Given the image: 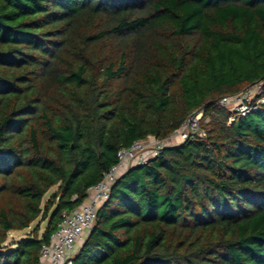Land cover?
I'll use <instances>...</instances> for the list:
<instances>
[{
	"label": "trees",
	"instance_id": "16d2710c",
	"mask_svg": "<svg viewBox=\"0 0 264 264\" xmlns=\"http://www.w3.org/2000/svg\"><path fill=\"white\" fill-rule=\"evenodd\" d=\"M262 79L264 0H0V264H40L121 148L199 110L206 135L121 175L73 262L264 264V103L218 104Z\"/></svg>",
	"mask_w": 264,
	"mask_h": 264
},
{
	"label": "built area",
	"instance_id": "2783aa9c",
	"mask_svg": "<svg viewBox=\"0 0 264 264\" xmlns=\"http://www.w3.org/2000/svg\"><path fill=\"white\" fill-rule=\"evenodd\" d=\"M261 103H264V79L237 94L223 96L218 100L219 105L228 107L233 113L231 120L258 109ZM202 118L203 111L199 110L192 113L182 127L168 139L149 137L121 148L117 153V163L104 173L98 183L88 189V197L81 206L62 213L61 221L50 241L42 244L40 264H74L77 246L83 243L93 228L98 209L109 198L115 181L131 166L145 164L161 154L165 147L180 143L177 141L179 138L183 142L196 135L205 136L206 131L201 128Z\"/></svg>",
	"mask_w": 264,
	"mask_h": 264
},
{
	"label": "rangeland",
	"instance_id": "374dc122",
	"mask_svg": "<svg viewBox=\"0 0 264 264\" xmlns=\"http://www.w3.org/2000/svg\"><path fill=\"white\" fill-rule=\"evenodd\" d=\"M177 141H179L181 143V139H177ZM56 190V187L52 188L48 194L45 196V199L44 201H46L48 199V197L50 196V194H52L54 191ZM38 225L40 227V233H42L46 227V221H42V219H37L29 229L25 230V231H17V232H12L11 235H10V238L11 239H17V238H20L22 236H24V234L26 232H29V231H32V229H34V227Z\"/></svg>",
	"mask_w": 264,
	"mask_h": 264
},
{
	"label": "crops",
	"instance_id": "0c3cea01",
	"mask_svg": "<svg viewBox=\"0 0 264 264\" xmlns=\"http://www.w3.org/2000/svg\"><path fill=\"white\" fill-rule=\"evenodd\" d=\"M79 247H80V245H79V246H77V250L79 249Z\"/></svg>",
	"mask_w": 264,
	"mask_h": 264
}]
</instances>
